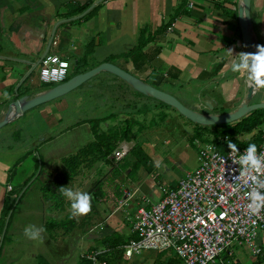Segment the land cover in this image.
Returning a JSON list of instances; mask_svg holds the SVG:
<instances>
[{
    "label": "rangeland",
    "instance_id": "obj_1",
    "mask_svg": "<svg viewBox=\"0 0 264 264\" xmlns=\"http://www.w3.org/2000/svg\"><path fill=\"white\" fill-rule=\"evenodd\" d=\"M240 48L243 51L241 46ZM104 74L106 73H98L69 93L42 104L31 113V118L24 117L0 128V134L13 129L7 139L0 141L1 148L18 147L9 153L5 152L10 157L8 165L12 166L11 163L13 164L15 159L29 153L19 162L9 178L14 187L11 197L16 196L14 197L16 200L17 196L22 195L17 204L15 201L12 204L15 208L10 223L16 220L21 224H28V227L41 228V224L53 222L51 230L43 228L41 239L35 240L36 245L30 243V239L26 236L24 238L19 234L21 237L19 247L13 249L11 247L7 256H3V250L8 242L7 229L0 249V259L4 258L7 263L13 260L12 256L17 257L16 254H20L21 259L17 264H76L78 258L88 249L93 247L96 250L101 249L98 242L102 236L114 231L126 236L129 231V220L131 221L135 213V210H132L135 202L138 200L139 203L142 198L155 202L159 197L158 182L153 181L142 168H139L132 177H127L129 166L133 161L131 149L141 147L156 165L158 173L162 174L170 169V174L175 179L196 167L198 148L200 145L208 144L198 140L191 144L194 125L173 109L163 107L154 99L136 93L130 87H126L127 85H121L122 81L118 80L122 82L121 84L118 81L115 85L112 84ZM247 78L246 72L242 74L241 80L244 86ZM28 81L26 84L38 87L36 69L31 73ZM158 89L171 93L185 107L190 106L192 94L179 89V86L171 84L170 81L162 82ZM251 102H264V90L256 87ZM199 107L200 113L210 111L205 105ZM108 113L123 115L121 119L119 115L116 116L113 124L132 118L137 125L132 127L128 141L120 142L125 146L121 159L118 161L107 159L109 160L107 163L95 162L88 167L84 164L79 166L75 177L67 187L73 191L87 192L92 184L99 182L98 188L103 193V197L92 204L89 214L73 218L71 201L67 197L62 194L57 206L54 201H46L41 197L40 187L50 183V174L55 175L64 171L61 162L56 160L58 156L63 158L70 156L92 140L87 122L100 119ZM99 128L104 131L101 123ZM254 132L260 135L256 128L243 139L250 138V134ZM204 136L206 138L208 134L205 132ZM134 183L140 186L139 191L132 198V203L127 202L122 206V202H119L120 197L128 198L130 194L128 192L123 195L124 188L134 190ZM116 207L119 211L114 213ZM62 224L65 226L63 227ZM63 228L67 229V232ZM33 253L37 255L32 257ZM170 253L166 251L158 255L152 251H144L140 255H133L130 259L121 258L119 264H163L167 258L172 257ZM230 253L231 256L226 257L222 264H232V259L237 264H253L256 260L264 264V245L258 256H253L247 245L233 246ZM215 261V264H219L218 259Z\"/></svg>",
    "mask_w": 264,
    "mask_h": 264
},
{
    "label": "crops",
    "instance_id": "obj_2",
    "mask_svg": "<svg viewBox=\"0 0 264 264\" xmlns=\"http://www.w3.org/2000/svg\"><path fill=\"white\" fill-rule=\"evenodd\" d=\"M93 2L95 0H0V114L10 100L14 99V89L29 68L24 62H34L38 58L44 50L54 23L67 18L63 16L66 6L87 8ZM183 4L185 6V0H103L95 5L87 16L57 25L52 40L55 45H50L47 53L73 62L81 57L84 46L92 41L94 46L91 54L86 57V69L95 67L111 57L113 59L110 63L154 88L158 89L160 84L167 80L179 86V89L191 93L193 98L190 106H196L198 112L201 110L199 106H204L206 102L211 105L208 113L230 112L241 102L247 86L242 83V74L231 70L232 62L237 58L235 54L242 51L240 46L243 48L236 19L239 0H197L190 10H186ZM250 21L256 42L264 45V0H250ZM142 28L146 29V34L152 40L134 61L124 55L134 47ZM156 30L157 34H154ZM229 49L233 53H230ZM104 75L114 85L122 83L108 73ZM151 81L152 83H149ZM121 85L126 86L125 83ZM17 89V96L25 95L21 93V87L20 90ZM40 106L24 112L13 121L24 117L31 118V113ZM110 114L113 115L112 118L101 122L104 131L117 124H113L116 116L119 115L120 119L123 116L119 113H108L103 117ZM257 129L263 130L264 124ZM12 131L13 129L8 132L5 130L6 133L0 134V141L7 139ZM245 135L238 137L243 139ZM248 140L250 139L242 141ZM1 146L0 211L8 195L6 186L14 189L9 180L11 173L16 169H12L13 165L19 164L29 154L27 152L18 157L10 166V157L5 152L9 153L18 147L4 146L3 149ZM62 158L58 156L56 160L60 162ZM153 174L158 175L157 186L170 185L183 176L172 178L170 169L160 174L156 171L155 164ZM52 176L50 174L49 179ZM139 188L138 183H134V190L124 188L123 195L128 192L130 194L128 198L120 197L122 206L133 202L132 198L136 196ZM140 205L141 201L138 203L137 200L132 210ZM117 211L118 207L113 212ZM40 226L44 228L43 224ZM27 227L28 224H21L16 220L9 222L8 242L3 256H7L11 247H19V234L25 238L24 230ZM128 234L129 231L126 236ZM30 241L37 244L35 240ZM255 244L261 254L264 231L257 234ZM16 255L17 257H11L13 260L9 263L4 258L0 259V264H17L21 258L20 254ZM35 255L37 254L33 253L31 256ZM255 262L260 264L257 260Z\"/></svg>",
    "mask_w": 264,
    "mask_h": 264
},
{
    "label": "built area",
    "instance_id": "obj_3",
    "mask_svg": "<svg viewBox=\"0 0 264 264\" xmlns=\"http://www.w3.org/2000/svg\"><path fill=\"white\" fill-rule=\"evenodd\" d=\"M196 1L185 0V9H192ZM54 45L52 41L51 46ZM69 66L68 60L46 53L36 67L37 80L42 84H60L67 78ZM258 131L256 146L260 155L264 154V129ZM256 134H250L249 139ZM227 138L224 136L222 140ZM235 138L242 141L238 136ZM124 147L118 143L108 159H121ZM237 147L239 152H230L229 148L219 150L209 143L200 145L194 169L174 181L172 188L158 186L159 197L155 202L142 198L129 220L132 237L118 248L121 258L130 259L144 251H170L181 264H215L216 259L222 264L231 256V248L241 245H247L251 254L258 256L260 249L255 238L264 231V210L257 216L247 209V193L253 184L250 180L245 182L241 166L236 163L247 147ZM257 175L264 179V173ZM9 190L7 185L6 191ZM101 252L96 250L86 258L91 264H105L96 258Z\"/></svg>",
    "mask_w": 264,
    "mask_h": 264
},
{
    "label": "trees",
    "instance_id": "obj_4",
    "mask_svg": "<svg viewBox=\"0 0 264 264\" xmlns=\"http://www.w3.org/2000/svg\"><path fill=\"white\" fill-rule=\"evenodd\" d=\"M183 7L185 8L184 4ZM85 9L86 6H79V7L75 6L74 8H71L70 6H66V12L64 13L63 16L69 18L81 13ZM157 32L158 30L154 31V34H157ZM151 40L152 38L146 34V29L145 28L140 29L134 47L124 56H127L134 61L137 60L138 54L143 51V48ZM93 46H94L93 42L89 41L84 46V50L81 57L75 59L73 62L68 61L72 65H71V71L70 73H68V76L65 80H67L70 76L88 70L86 69V57L87 55L91 54ZM112 59L113 58L109 57L105 60V62H110ZM30 76L31 74L17 89L20 90L19 88L21 87L22 94L32 95L38 91L46 90L54 86L50 84L39 83L38 87H33V85L29 83L26 84ZM157 103H159L163 107H167L158 101ZM112 117L113 115L110 114L106 117H101L100 119H92L87 122L89 124V131L92 135V140L86 143L85 145H83L81 148L77 149L74 154L64 157L60 160L61 164L64 167V171L62 173L53 175L51 177V181L49 184L40 187L41 197L44 200L52 201V202L54 201L55 203L58 204L57 206H59V202H60L59 197H61L62 195V193L59 191V188L62 186L67 187L69 182L75 177L76 171L79 168V166L84 164L86 165L85 167H88L95 162L107 163V161H109L107 159L111 155L112 151L115 149L116 145L120 142L128 141L132 127L134 125H137V123L132 118L124 119L119 124L108 127L105 131H101L99 129V124L101 122H104ZM262 124H264V109L255 110L249 113L244 118L240 119L239 121L229 125L202 127L192 124L194 125L195 130L190 138V143L192 144L195 140H198L202 143L212 144L219 150L228 149L227 143L229 140L240 147H247L249 144L252 143L257 145L259 142L258 133L248 141H237L235 137L238 135L249 134L251 131H253ZM205 132L208 134V137L206 138L204 136ZM224 136L228 137L227 140L225 141L222 140ZM130 154L133 157V161L129 166L127 177L128 176L132 177L139 168H142L143 171L147 175H149L153 181H157L158 176L153 174L154 164L149 159V157L144 153L142 148L135 147L131 149ZM17 164L18 163L14 164L12 169H14L17 166ZM111 169L112 168H110V170ZM98 183L99 182H95L94 184H92L89 190L87 191V193H90L92 196V204L103 197V193L98 188ZM173 185L174 183L172 182L168 186L172 188ZM7 192L8 195L5 197L3 202V207L0 211V234L3 228L5 218L10 210L11 212L7 218L6 227L0 243V249L6 237V229L8 227V224L12 217V213L15 208L12 204L15 201L14 197L16 196H14L13 198L11 197L14 193V189H12V187L10 186V190ZM21 196L18 197L16 204L20 200ZM10 198L12 199L10 200ZM52 226H53V222L50 221L44 223L43 225L45 230H51ZM62 226L64 227L65 224H62ZM65 228L63 229L65 232H67V229ZM131 237L132 235L130 234H128L127 236H122L117 232H111L109 234L102 236L98 242L101 248L100 250L102 252L96 256L97 260L99 262H104L105 264H119L121 260L122 252L121 249L118 248L124 245L127 242V240L130 239ZM95 251L96 248L94 247L92 249L91 248L88 249L85 254L81 255L78 258L76 264H91V262L86 258V255ZM163 253H157V254L160 255ZM170 255L172 257L167 258L166 262H164L163 264H181L179 260H177L172 253H170ZM232 264H237V263H235L234 260L232 259ZM253 264H258V262Z\"/></svg>",
    "mask_w": 264,
    "mask_h": 264
},
{
    "label": "water",
    "instance_id": "obj_5",
    "mask_svg": "<svg viewBox=\"0 0 264 264\" xmlns=\"http://www.w3.org/2000/svg\"><path fill=\"white\" fill-rule=\"evenodd\" d=\"M101 1L103 0H95V2L89 5L85 10H83L78 15L65 18V19H61L54 23L50 31V34L47 38V41H46V44H45V47L42 53L38 56V58L34 62H24L29 68L27 72L19 80V82L16 85V88L14 89V94L12 95L14 99L10 100V102L6 105L5 110L0 114V128L12 122L15 118L21 116L24 112L31 110L42 104L53 101L69 93L70 91L84 84L87 80H89L90 78L94 77L95 75L101 72L108 73L116 77L117 79L125 83L128 87H130L136 93L142 96L150 97L164 104L165 106L173 109L179 116L186 119L190 123L194 125L202 126V127L233 124L255 110L264 109V102H257V103L251 102V99L254 95L256 87L249 85L248 78L246 82L247 86H246L245 94L241 102L238 104V106L234 110L227 112V113H222V114L200 113L197 111L196 106L192 105L189 107H185L172 95L165 93L157 88H154L150 86L149 84L143 83L138 78L123 71L122 69L118 68L117 66H115L114 64L110 62H102L96 65L95 67H92L84 72L70 76L64 82L54 85L53 87L49 89L38 91L32 95L25 94V95L17 96L16 89L36 69L39 61L48 52V49L53 40L54 30L56 26L82 18L95 5H97ZM236 13H237L236 15L237 26H238L240 41L243 46V50L244 52H255L256 45H258V43L256 42L254 38V34L251 28L250 0H239ZM205 106L208 108V110H211V105L209 103L206 102ZM19 196H17L15 203ZM10 212L11 210L8 212L4 220L3 228L0 234V243L2 240V236L4 234V230H5L6 223H7V218Z\"/></svg>",
    "mask_w": 264,
    "mask_h": 264
},
{
    "label": "clouds",
    "instance_id": "obj_6",
    "mask_svg": "<svg viewBox=\"0 0 264 264\" xmlns=\"http://www.w3.org/2000/svg\"><path fill=\"white\" fill-rule=\"evenodd\" d=\"M230 53H233L229 49ZM237 57L233 60L231 70L234 73H248V82L250 86L264 88V45H256L255 52L241 51L235 54ZM230 152H239L237 145L230 140L227 143ZM241 166V176L246 178L245 182L250 180L253 184L251 190L247 193L249 203L247 209L250 214L257 215L264 210V179H261L259 173H264V154L258 155L257 146L252 143L247 146L236 162ZM159 166V162H157ZM257 173V174H254ZM59 191L70 201L71 216L73 218L87 215L92 210V196L90 193L73 191L71 188L62 186ZM43 228L29 226L25 228L24 235L31 240L41 239Z\"/></svg>",
    "mask_w": 264,
    "mask_h": 264
}]
</instances>
